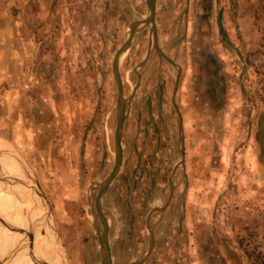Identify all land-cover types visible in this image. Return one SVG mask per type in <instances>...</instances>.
Wrapping results in <instances>:
<instances>
[{
    "label": "rangeland",
    "instance_id": "374dc122",
    "mask_svg": "<svg viewBox=\"0 0 264 264\" xmlns=\"http://www.w3.org/2000/svg\"><path fill=\"white\" fill-rule=\"evenodd\" d=\"M214 2L157 0L161 51L143 26L120 58L132 97L122 165L101 200L113 264H264V58L250 72L217 64L197 37L206 24L216 33L205 22ZM147 12V0H0V136L37 176L47 237L38 233L51 253L36 264H101L96 197L116 162L113 59ZM6 215L18 224L13 209Z\"/></svg>",
    "mask_w": 264,
    "mask_h": 264
},
{
    "label": "crops",
    "instance_id": "0c3cea01",
    "mask_svg": "<svg viewBox=\"0 0 264 264\" xmlns=\"http://www.w3.org/2000/svg\"><path fill=\"white\" fill-rule=\"evenodd\" d=\"M247 3L245 4V0H215L214 4H211V8L213 5L217 12H215V10L213 11V9L211 14L208 12L209 14L206 16L208 21L205 20V22L213 23V25L217 26L216 33L214 32L212 37H209V33L206 32L207 24L206 26L201 24L202 30L197 34V37L200 40H206L207 43L210 41V44H213L209 46L210 55L215 61H217V64H221V66L224 67V71L226 70L228 73H232L231 71L235 72V68L240 67L244 63V65H247V67L244 66L243 69H245L246 72H250L248 69L249 63L252 61L256 62L258 59L264 58V24L261 25L260 23L262 17L260 20V17L258 18L262 11L264 12V0H252L251 7H249ZM202 16L203 15L199 16L201 23ZM223 33L227 34L226 36L229 46L228 48H225L224 53L220 52V54H218L217 47L220 46V49H222L221 36ZM216 41L219 42L220 45H218ZM237 55L240 57H237ZM222 67H219L218 71L223 70ZM0 144V192L2 190L5 193V197H13L17 200V202L19 201L21 208L27 212L30 222H39L40 219L37 217V215L34 216L35 213L28 210V208L33 210L40 209L33 199L34 194L38 193L40 195L39 189L34 187V182L37 181L35 171L27 162L20 149L15 147L13 141L0 136ZM7 160H12L14 164L17 165L16 168L19 170V173L25 177L24 180L27 182L25 184L26 187L23 185L20 186V182L17 183L18 181L16 182L9 178L13 172L12 170L17 169L12 166L11 168H9L10 166L6 167L5 161ZM1 165H4L6 168L2 167ZM3 169H6L5 172ZM20 187L22 188L19 189ZM22 194L24 196H22ZM25 206L27 209H25ZM5 207H7V205L4 203L0 204V229H2L5 234L7 232L8 237L11 238L10 240H12V238L13 240L9 245H5V250H3L5 246H1L0 241V264H22L17 260L19 253H23L25 257L31 259L34 263L33 258L34 260L35 258L39 260L38 255L41 253L36 248V241H34V237H32V233L35 228L34 225L30 226L29 224L27 229L24 230L25 232L23 231L21 233L22 238L18 240L16 238L17 236L15 237V233L18 230L17 228L19 225H17L14 220L8 218L6 212L4 214V211L2 210L6 211ZM7 224H10V227ZM26 238L29 239L28 249H25L26 245H24ZM51 264H55L54 261H52Z\"/></svg>",
    "mask_w": 264,
    "mask_h": 264
},
{
    "label": "water",
    "instance_id": "95a60500",
    "mask_svg": "<svg viewBox=\"0 0 264 264\" xmlns=\"http://www.w3.org/2000/svg\"><path fill=\"white\" fill-rule=\"evenodd\" d=\"M156 1L157 0H147V6H148V12L146 18L143 20L135 21L130 28L129 36L127 40L122 44V46L116 51L114 59H113V70L115 74V78L117 80L118 89H119V100H118V113H117V127H116V133H115V143H116V162L114 165V168L112 169L109 176L101 183L100 191L96 197V208L98 211V215L100 216L101 222L103 224L104 229L102 231L99 230V240L101 244V264H113L112 260V254H111V246L109 242V223L107 218L105 217L102 207H101V200L102 196L104 195L105 191L109 187L110 183L113 181V179L117 176L121 165L123 161V147H122V133H123V126H124V120L126 117V106L129 101V98H125L123 94V82L121 78L120 73V58L125 50H127L133 40V37L135 33L143 26H150L151 28V35H152V43L154 47L161 51L158 41H157V28H156V21H155V15H156ZM179 79V76H178ZM136 90V89H135ZM134 90V92H135ZM180 114V113H179ZM181 117V116H180ZM183 128V119L180 118V129ZM30 212L36 213L37 217L40 219V214L43 213L41 210L36 209H30L28 208ZM1 220V219H0ZM41 221V219H40ZM53 226V224H52ZM152 243L151 248L149 250V253L151 252L153 245H154V236L153 233H151ZM56 238H52V243H55ZM142 260L135 261L131 264L139 263ZM52 263V261H50Z\"/></svg>",
    "mask_w": 264,
    "mask_h": 264
},
{
    "label": "bare ground",
    "instance_id": "6f19581e",
    "mask_svg": "<svg viewBox=\"0 0 264 264\" xmlns=\"http://www.w3.org/2000/svg\"><path fill=\"white\" fill-rule=\"evenodd\" d=\"M1 145V144H0ZM3 153V152H2ZM3 156V155H2ZM2 158H4V157H2ZM8 158V157H7ZM12 159V158H11ZM6 162V161H5ZM3 164V163H2ZM2 166V165H1ZM10 167L9 168H11V166L12 167H14V168H16L17 167V165L16 164H14V162L12 161V160H10V165H9ZM2 167H5L4 165L2 166ZM6 167H7V165H6ZM5 167V168H6ZM17 169V168H16ZM4 170V169H3ZM6 170V169H5ZM5 170H4V172H5ZM9 171V170H8ZM13 171V172H12ZM11 172H12V174L9 176V178H11V180H14V181H18L17 183H19L20 182V186H24V187H26L25 186V184L27 183L24 179V177L23 176H21V175H15L14 177H13V173H18L19 174V171L18 170H12ZM18 185V186H19ZM32 187V186H31ZM30 187V188H31ZM16 188H18V187H16ZM22 187H20L19 189H21ZM25 191V190H24ZM24 191H23V193H24ZM29 192V191H28ZM34 193V192H33ZM30 194V193H29ZM7 195V194H6ZM12 196V195H11ZM22 196H24L23 194H22ZM25 196H27V195H25ZM42 196L41 195H39L38 193H36V194H34V197H33V199H34V201L37 203V205L39 206V208L40 207H42V203H43V199L41 198ZM6 202H7V206L9 207V209H13L14 211H15V213H16V215H17V218L19 219V222H18V224L17 225H19V227L17 228L18 229V231H21V232H23L25 229H27V227H28V225L30 224V226L31 225H34V230H33V233H32V237H35L34 239H35V241H36V244H35V246H36V248L41 252V253H43L45 256L46 255H49V253H47V249H46V246H47V248L49 249V251H50V253H51V249H50V246H49V244L47 243V238H45V237H47V236H45L46 235V231H45V229H43L42 227H41V225H40V223H41V221H39V222H37V221H35V222H33V221H29V217H28V214H27V212H25V210L24 209H22L21 208V206L19 205V201L17 202V200L16 199H14L13 197H10V198H7L6 197ZM8 207H5L6 208V211L8 210ZM18 207V208H17ZM25 209H26V206H25ZM4 211V214H5V210H3ZM25 214H26V216H27V220H26V217H25ZM36 215V213L34 214V216ZM5 216V215H4ZM32 219V218H31ZM9 227H10V224H7ZM4 230V229H3ZM40 231V233L41 234H43L44 236L42 237L41 236V234H39L38 232ZM25 232V231H24ZM3 233H4V231H3ZM1 234H2V232H1ZM6 234H7V232H6ZM5 233L3 234V236L4 235H6ZM18 235H19V233H18ZM3 236H0V237H3ZM7 236V235H6ZM15 237H16V235H15ZM18 240H19V238L18 237H16ZM20 238H22V237H20ZM9 239H11V238H9ZM13 239V238H12ZM6 241H7V239H5ZM5 241V242H6ZM9 241V240H8ZM4 244V243H3ZM40 244H42L43 246L41 247V245ZM5 245V244H4ZM25 245V244H24ZM55 247V246H54ZM26 249V248H25ZM36 250V249H35ZM55 250H56V253L57 254H59V250H58V248H56L55 247ZM37 253V252H36ZM38 254V253H37ZM42 255V254H41ZM39 256V255H38ZM43 256V255H42ZM44 257V256H43ZM51 257H53V256H51ZM21 258V261H22V264H32V262L27 258V257H23V256H21L20 257ZM47 258H50V256H47ZM41 259V258H40ZM52 259H54V258H52ZM44 260V259H43ZM55 261V260H54ZM55 264H57V261H55L54 262Z\"/></svg>",
    "mask_w": 264,
    "mask_h": 264
}]
</instances>
